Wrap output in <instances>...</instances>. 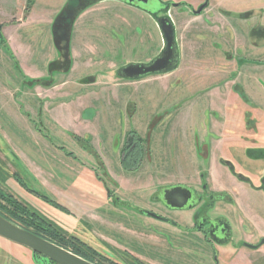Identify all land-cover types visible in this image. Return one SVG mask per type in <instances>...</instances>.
Instances as JSON below:
<instances>
[{
    "label": "rangeland",
    "instance_id": "obj_1",
    "mask_svg": "<svg viewBox=\"0 0 264 264\" xmlns=\"http://www.w3.org/2000/svg\"><path fill=\"white\" fill-rule=\"evenodd\" d=\"M102 1L106 0H94L85 10ZM197 2L193 1L187 7L168 9L165 17L174 28L177 68L166 73L172 74L170 79L156 78L144 85L129 84L118 89H96L90 93L57 94L62 78L47 76L46 63L40 56L46 52L33 49L36 55L24 62L12 53L0 36V183H6L7 187L0 186L5 192H15L30 209L69 230L65 232L67 237L77 233L82 242L92 246L90 237L96 234L108 233L120 238L119 233L124 230L121 225L129 226L131 217L135 215L132 211L109 205L102 185L108 188L112 199L116 196L145 209L154 208V212H158L159 206L150 204L148 197L159 184H184L199 190L201 182L198 177L207 175L209 167L208 161L205 162L200 155L202 146L206 144L201 138L214 124L225 122L227 111L231 115L232 107L222 103L224 83L211 73L213 69H220L219 65L214 63L213 69L200 68L205 72L202 80L198 82L191 78L193 82H189L187 87L183 84L190 76L184 73L194 62L201 60V53L207 56L205 58L211 55L215 58L219 54L232 61L245 56L242 50L237 51L239 42L232 41L228 33L221 34L220 22L216 18L217 0H210L211 6L200 16L190 11L196 9ZM235 3L236 11H245L249 7L248 0H236ZM27 8H30L28 2ZM96 8L98 11L85 15L76 27L99 26L103 21L100 17L106 11L99 9L100 6ZM113 13L127 15L129 26L139 29L123 36L113 35L111 48L114 51L110 55L119 64L113 69V74L119 76L123 64L140 60L147 62L158 54L163 42L158 35L155 17L119 10ZM253 23V20L245 19L240 28L249 30ZM117 27L125 28L121 23ZM143 28L146 34H142ZM240 35L238 33L239 39ZM20 37L28 38L33 45L38 42L37 35L29 31L21 32ZM87 41L101 43L96 36ZM217 41L225 48V55ZM246 44L244 41L240 45ZM207 47L211 49L204 51ZM53 57L49 54L50 59ZM25 63L32 74L38 72L43 76L31 78L24 75ZM70 69L71 60L65 62L62 74L69 75ZM96 69L98 75L108 74L102 68ZM93 71L80 68L64 80L85 75L79 81L84 83L93 80ZM86 73L91 74L86 76L89 75ZM260 75L264 78V70ZM177 80L183 81L177 84ZM129 133L128 141L140 137L147 145L143 148L144 163L138 171L149 174H143L146 178L140 181L127 179L120 166L121 149L126 150L123 144ZM229 152H226V157L232 161L235 157ZM160 167V171L165 173L162 178L155 173ZM110 173L117 178L118 185L105 178ZM35 194L56 202L68 212L48 205ZM133 219L136 222L138 217ZM139 225L141 231L164 240L163 243L142 246L141 256L145 264H213L212 252L199 237L180 235L172 228L169 230L154 224L150 228ZM104 238L112 242L109 235ZM112 248L121 251L113 244ZM219 251L224 253L226 261L235 254L231 248L221 247Z\"/></svg>",
    "mask_w": 264,
    "mask_h": 264
},
{
    "label": "flooded vegetation",
    "instance_id": "obj_2",
    "mask_svg": "<svg viewBox=\"0 0 264 264\" xmlns=\"http://www.w3.org/2000/svg\"><path fill=\"white\" fill-rule=\"evenodd\" d=\"M93 1L94 0H68L58 16L53 20L50 29L49 51L47 52L53 54L54 57L46 64V74L48 77L55 78L56 76H60L63 72L62 67L65 66V62L71 60L70 47L72 39L76 49V18L82 14ZM159 1L165 8L162 9L161 7L153 5V8H155L153 17L157 20L165 17L169 8L172 7L177 9L191 6V2L193 1H198L196 9L190 10L195 16H200L211 6L210 0H180L179 2H174V0ZM223 2L224 0H217L216 3L217 13L220 15H224L231 20L239 18L243 22H245V19L252 20V15L255 13V6L252 0H248L249 3L247 4L249 7H247L245 11H236L235 2L229 5ZM204 5L205 7L201 12L195 14L199 8ZM138 9L146 15L152 16L150 11ZM253 22L255 24V21ZM156 24L158 35L161 36L163 42V47L159 50L158 54L147 62L142 60L137 62L129 61L123 64L122 67L135 64L149 65L165 51L167 43L157 22ZM236 29V31L241 34V38L245 40V43L247 42L243 47L240 45L244 42L242 40V43L236 45L237 51L242 50V55H244L245 58L242 57L238 59V61H234L233 59L232 61L231 58L219 56V54H217L215 58L213 55L209 56V58H205L207 56L201 53V60L197 63L194 62L195 64L193 66L191 65L189 70L184 73L190 76L185 80L186 83L183 84V86L187 87L189 82H193L190 81L191 78H195L198 82L202 80L201 78L205 72L200 68L210 67L213 69L214 63L219 65L220 69L216 71L213 69L211 73L215 72L214 75L221 78L224 83L225 91L228 94L225 101L227 102L228 108L230 106L232 107L231 115H229L228 110L227 120L225 119V122L220 124L221 128L219 131H214L210 127L202 139V142H206V144L202 146L200 155L205 159V162L208 161L209 167L206 171L207 175L202 174L198 177L201 182L199 190L184 184H175L172 186H159V184L157 189L148 197L150 204L159 206V209H157L158 212H154V208L145 209L136 204L129 203L126 200H121L116 196L112 199V194H109L108 188L102 185L106 198L110 201L108 203L109 205L114 208L120 207L123 210L132 211L135 215L131 217L132 223L129 224V226L121 225V227H124V230L121 234L119 233L120 238L108 233L92 235L93 237H90V241L93 243L92 246L82 242L77 233L70 234L71 236L67 237L65 232L69 230L49 222L35 210L26 206L22 199L19 198L20 195L18 197V194L11 190L6 193L1 186L0 216L22 230L52 243L92 264H145L141 256V253H143L141 249L142 246L145 244L153 245L163 243L164 240L156 237L152 233L145 232L144 230L141 231L138 229V227H140L139 224L143 226L147 225L148 228L153 227L151 224H154L156 227L163 226L169 228V230L172 228L179 232L180 235L199 237L204 245L212 252L213 264H222V260H226L224 253L222 254L219 251L221 247L223 249L231 248L235 250V252L243 248L242 250L250 253L258 252L261 248H264V234H260L258 230L252 226L251 222L242 214L240 207L241 202L252 205L255 201L264 206V78H261L263 76L260 75V71L262 74L264 70V28L253 25L251 29H245L247 33H243V28L239 26ZM144 33L146 34L143 28L142 34ZM225 33L230 35L232 41H236V36L232 34L231 29L226 28ZM114 34H117L115 36L126 35V33H113L110 34L111 39ZM221 34L224 35L222 32ZM221 34L220 36H222ZM242 34L244 37H242ZM123 39H125V37ZM147 42H149L150 45L149 39ZM217 43L220 44L222 53H224L225 48L222 47L219 41H217ZM148 47L151 48L150 46ZM208 49L211 48L207 47L204 51ZM234 62L237 63L235 64ZM207 63L209 64L208 66ZM222 63L224 65H221ZM177 64L178 58L174 42L172 56L169 60L167 70L163 74L168 73L169 70L173 68L176 69ZM246 65L250 66L247 68L245 67ZM247 70L248 73L245 72ZM240 73L242 74V81L238 80ZM254 73H257V75ZM158 75L161 74L146 75L132 81ZM181 81L183 80H177V84ZM130 133L123 144L127 147L126 150L124 148L121 149L120 166L123 169L122 174L128 176L127 179L130 178L140 181L146 178L142 176L143 174H149V172L138 171L142 163H144L143 148L147 145L140 137L136 140H129V142L128 138L131 136ZM224 140L227 142H225L226 144H224V146L213 147L212 144L215 142H222ZM226 152L233 153L235 158H233L232 161L228 160ZM213 156L216 159L217 165L223 171L219 173V178L217 177L215 179L210 172ZM148 157L150 158V154ZM122 161L131 167L129 169L125 168L122 165ZM160 169L161 167L155 172L158 178H162L161 175L165 174L161 172ZM105 178L115 185L119 184V181L113 174ZM0 184L7 187L6 183ZM196 184L197 182L195 185ZM132 185H135V182H132ZM190 185H192V183ZM26 193H28V191ZM35 196L40 195L35 194ZM138 197L143 198L142 196ZM40 198L56 209L67 211L59 204L46 197L40 196ZM141 203L143 204L142 201ZM261 216L264 220V214ZM137 217L138 219L135 220L136 222H133V218ZM144 221L147 222L145 223ZM103 223L105 222L103 221ZM129 233H131V235H129ZM105 235H109V237L112 238V242L106 240L104 238ZM111 243L120 247L121 251H114ZM101 247H103V249ZM229 259H227V262L233 260V258L230 261ZM0 264L56 263L33 252L25 246L18 245L0 237Z\"/></svg>",
    "mask_w": 264,
    "mask_h": 264
},
{
    "label": "crops",
    "instance_id": "obj_3",
    "mask_svg": "<svg viewBox=\"0 0 264 264\" xmlns=\"http://www.w3.org/2000/svg\"><path fill=\"white\" fill-rule=\"evenodd\" d=\"M67 1L68 0H34L32 5H30V8H27L28 0H0V36L4 38L6 45L10 50H12V53L15 54L18 58H21L22 61L27 62L28 60L33 59L34 55H36V52H38L37 50H40L42 53L49 51L50 29L53 20L56 18V16H58L59 12L65 6ZM252 1L255 6V13L254 15H252V20L255 21V24H253L254 26H260L264 28V0ZM232 2L234 3L235 0H224L223 3L229 5ZM98 6H100L99 9H103L106 11L105 13H103V16L100 17L101 19H103V21L100 22L101 25L99 24L98 26L94 24V26L83 28L76 27V49L73 45V39L71 41L70 47L71 69L69 71V75L70 73L76 74V70L80 68L86 70L92 69L94 70V76L92 75L94 78L93 80H89L83 83L79 81L83 79L82 76L85 75H79L76 76V78L72 77L71 79L64 80V78H67L69 75L61 74L60 78L62 79L60 80V84L58 85L57 94L65 95L71 92L82 93L85 91L86 93H90L96 89H118L122 88V86L124 85L129 84L138 85L139 83H143L144 85L150 83L151 80L156 78H164V80L170 79L172 74L150 76L138 81L126 80L118 75L113 74V69L119 66V64L116 63V61H114V59L110 55L114 51L111 48V46H113V39H111L110 34H127L130 31L135 30L131 26H129L130 21L127 15H114L115 13H113V11L119 10L126 13L129 12L131 14L140 13L144 15V17L145 13H143L136 7L130 6L120 1L106 0L102 1L96 6L85 10L76 20V24L81 18H85V15L88 14L90 16L94 11L97 10L96 7ZM217 14L218 15L216 18L220 22L219 24L222 29V33H225L226 28L231 29L232 34L236 36V42H239L240 44V42L242 43V41H245L241 38V35L239 39L238 32L236 31V28L238 26L240 27L241 24H244L242 20H240L239 18L231 20L224 15H220L219 13ZM120 23L125 26V28L117 27L120 25ZM220 27H218V30L220 29ZM245 29L246 28L243 29V33H247ZM23 31L35 33L38 37L37 44L34 43L33 45V42H31L28 38L22 39L20 37V33ZM92 36H96L97 41L101 40V43L92 44L87 41L90 40V37ZM241 39L242 41H240ZM104 45H106V47ZM48 54L49 53L47 52L45 55H40L41 58H44L46 64L50 60ZM26 64L27 63H25V65L23 66L24 75L31 78H38L39 76H43L42 73L38 72L32 74L31 70H29L28 64ZM208 65L209 64L207 63V66ZM221 65L224 64L222 63ZM95 68H102V70L108 71V74L98 75L96 74V71L98 69L95 70ZM245 72L248 73V70ZM78 74L80 73L78 72ZM86 74H89L86 76H90L91 73ZM214 74L215 72L212 73V75ZM238 80L242 81L241 73L238 76ZM227 95L228 94L226 91L224 95L223 93L221 94L223 104H227V102L225 101ZM220 128V124H214L213 126H211V129H213L214 131H219ZM206 131L207 130H205L204 136L206 135ZM202 139L203 136L201 140ZM225 142L226 140L222 142H215L212 145L213 147H220L224 146V144L227 143ZM211 162L212 166L210 168V172L212 174V177L215 179L219 176V173L222 170L217 165L214 156ZM240 207L244 217L251 222L252 226L256 228L260 234H264V220L261 216L262 214H264V206L261 203L255 201V203H253L252 205H247L241 202ZM259 261L264 262V248H261L258 252L252 253L246 252L242 249H238L235 252L233 260L231 262L222 260V264H256Z\"/></svg>",
    "mask_w": 264,
    "mask_h": 264
},
{
    "label": "water",
    "instance_id": "obj_4",
    "mask_svg": "<svg viewBox=\"0 0 264 264\" xmlns=\"http://www.w3.org/2000/svg\"><path fill=\"white\" fill-rule=\"evenodd\" d=\"M134 7L150 11L152 16L155 14V8L165 7L159 0H116ZM205 7L202 6L195 14H199ZM160 31L167 43L165 51L160 57L156 58L149 65H128L119 70V76L127 80H135L146 75L163 74L167 70L169 60L172 56V47L174 45V28L167 17L157 20ZM0 237L9 240L18 245L25 246L35 253H38L56 264H92L81 259L72 253L59 248L52 243L42 240L31 233L11 224L0 216Z\"/></svg>",
    "mask_w": 264,
    "mask_h": 264
},
{
    "label": "trees",
    "instance_id": "obj_5",
    "mask_svg": "<svg viewBox=\"0 0 264 264\" xmlns=\"http://www.w3.org/2000/svg\"><path fill=\"white\" fill-rule=\"evenodd\" d=\"M33 1H34V0H29V1H28V6L32 5ZM0 39H1V38H0ZM2 42H3V41H2ZM122 165H123L125 168H128V169L131 167V166L126 165L124 161H122ZM132 167H133V166H132Z\"/></svg>",
    "mask_w": 264,
    "mask_h": 264
}]
</instances>
